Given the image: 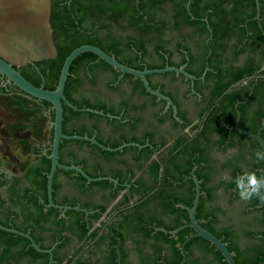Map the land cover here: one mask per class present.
Here are the masks:
<instances>
[{"label": "flooded vegetation", "instance_id": "af4514ba", "mask_svg": "<svg viewBox=\"0 0 264 264\" xmlns=\"http://www.w3.org/2000/svg\"><path fill=\"white\" fill-rule=\"evenodd\" d=\"M51 5L50 0L48 23L57 54L68 42L54 36L57 18ZM261 14L258 4L256 17L246 19L244 28L221 29L212 57L204 54L210 47L207 34L200 32L194 34L197 46L186 34L180 42L167 43L162 55L151 47L146 58L131 55L138 71L160 70L149 69L151 63L183 67L189 77L176 72L145 76L150 89L171 105L151 95L138 78L114 74L100 59L73 66L63 95L76 110L63 104L62 134L87 137L109 149L124 146L109 152L86 141L60 142L61 165L111 180L88 182L76 172L55 171L53 204L85 210L74 211L82 216L48 207L43 190L39 194L51 166L50 104L29 98L0 75L5 131V139L0 138V225L27 234L37 247L26 238L12 242L9 237L15 234L0 230V264H226L213 245L187 227L194 180L200 193L198 225L221 240L235 264H259L264 209L255 196L242 200L235 181L245 173L259 179L264 166L255 155L264 149L249 136L260 131L264 142ZM224 31L237 34L222 37ZM52 61L14 68L32 85L52 91L57 85ZM144 202L138 216L142 226L132 235L135 228L124 222L126 211Z\"/></svg>", "mask_w": 264, "mask_h": 264}, {"label": "trees", "instance_id": "16d2710c", "mask_svg": "<svg viewBox=\"0 0 264 264\" xmlns=\"http://www.w3.org/2000/svg\"><path fill=\"white\" fill-rule=\"evenodd\" d=\"M52 17H56L52 25L54 36L68 42L61 46L52 63L55 69L56 81L66 57L76 48L91 45L99 48L107 55L129 68L138 69L131 55L147 57V47L162 55L167 53L166 45L171 40L180 42L184 35H192L190 42L196 46L200 41L194 36L197 33L207 34L209 47L205 53L212 57L214 43L223 28L241 27L246 19L256 17V0H51ZM264 12V0H257ZM264 14H261L262 17ZM207 20V21H204ZM229 20V21H227ZM227 21V22H226ZM254 25V24H253ZM185 29L189 30L185 32ZM222 37L237 34L236 31L223 32ZM246 34V33H245ZM170 36V37H169ZM244 36V34H243ZM167 37L171 39H167ZM210 38V39H209ZM242 40V39H241ZM179 47L184 49V46ZM99 59L91 53H82L72 62L69 71L78 63H89ZM100 63L107 69L115 71L104 61ZM170 67V65H168ZM212 66V65H211ZM167 67L154 63L148 64L149 69ZM53 89L47 88L46 90ZM51 91V90H50ZM69 111V108L65 107ZM49 172V168L46 170ZM46 173V175H47ZM69 174V173H68ZM46 180L39 188V194L46 197ZM148 202L135 204L126 211L124 222L135 230L141 227L138 221L140 210ZM41 209V208H40ZM42 210V209H41ZM55 213L58 211L49 209ZM81 215L67 211L66 215ZM98 232L96 231V234ZM85 230L83 231V235ZM5 235V234H4ZM10 241H26L16 235H10ZM4 254L6 251L4 250ZM264 258L259 264H263Z\"/></svg>", "mask_w": 264, "mask_h": 264}, {"label": "water", "instance_id": "95a60500", "mask_svg": "<svg viewBox=\"0 0 264 264\" xmlns=\"http://www.w3.org/2000/svg\"><path fill=\"white\" fill-rule=\"evenodd\" d=\"M256 7L258 8L257 0ZM49 14L50 0H0V75L2 77H5V79L9 83H11L29 98L50 104L51 109L54 113V119L51 122V127L53 128L51 153L48 156L51 161L50 171L47 176L48 207L55 208L60 211L72 210L85 213V210L77 207L70 208L65 206H56L53 204L51 199V190L55 171L57 169L73 171L81 175L88 182L111 180L106 178L92 179L78 167L61 165L58 161V150L60 142L62 140L86 141L93 143L101 149L109 152L120 151L124 146L116 149H109L98 144L95 140L87 137L64 136L62 134L61 125L63 119V104L67 105L73 110H76L67 102L63 95L64 87L69 75V69L72 62L82 53L94 54L100 60L104 61L107 65L112 67L115 71L121 74L130 75L141 80L145 89L151 95L165 100L167 102V105L172 104L169 98L152 91L148 86L145 76L148 74H160L165 72H176L183 74L186 77H189V75L183 71V67H165L160 70L151 71L134 70L118 63L114 59V57L107 55L105 52L95 46L83 45L74 49L64 60L59 74L58 82L54 90L48 91L44 90L41 87H36L28 82L23 76H21V74L14 67H23L28 63L55 58L56 52L52 44L51 29L48 23ZM84 111L97 115L100 114L91 110ZM174 114H176L175 109ZM263 128L264 125L262 129ZM259 133L260 131L257 135H248L256 139L264 149V142L260 139ZM260 178L264 179V166L261 170L259 179ZM194 182L196 184V195L192 207L190 209H187L189 213V224L187 225V227L191 228L194 231V236L202 237L211 245H213L221 253L226 264H235L232 254L226 249L221 240L217 239L211 233L204 230L198 225L195 219V212L198 205L200 193L196 180H194ZM254 196L257 199L260 207L264 209V199L262 195ZM182 228L183 227H181L180 229ZM0 230L26 238L31 242L33 247L37 249L33 240L27 234H23L11 229H6L1 225ZM176 232L177 231H174L172 233Z\"/></svg>", "mask_w": 264, "mask_h": 264}, {"label": "clouds", "instance_id": "9594fccd", "mask_svg": "<svg viewBox=\"0 0 264 264\" xmlns=\"http://www.w3.org/2000/svg\"><path fill=\"white\" fill-rule=\"evenodd\" d=\"M255 155L258 161L264 160V153L257 152ZM241 177L242 179H236L235 182L242 200L249 201L254 195L264 193V179H258L255 173H245Z\"/></svg>", "mask_w": 264, "mask_h": 264}, {"label": "crops", "instance_id": "0c3cea01", "mask_svg": "<svg viewBox=\"0 0 264 264\" xmlns=\"http://www.w3.org/2000/svg\"><path fill=\"white\" fill-rule=\"evenodd\" d=\"M6 120H7V122H9L10 121V119L9 118H6ZM0 138H4L5 139V131H4V125L2 124V123H0Z\"/></svg>", "mask_w": 264, "mask_h": 264}, {"label": "rangeland", "instance_id": "374dc122", "mask_svg": "<svg viewBox=\"0 0 264 264\" xmlns=\"http://www.w3.org/2000/svg\"><path fill=\"white\" fill-rule=\"evenodd\" d=\"M14 106V105H13ZM14 108H15V110H13V112L15 113V114H19V110H17V107L16 106H14ZM16 116V115H15Z\"/></svg>", "mask_w": 264, "mask_h": 264}]
</instances>
